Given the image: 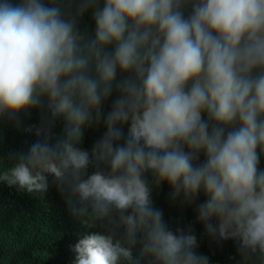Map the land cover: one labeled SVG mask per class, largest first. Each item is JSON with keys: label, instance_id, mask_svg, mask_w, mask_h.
Returning a JSON list of instances; mask_svg holds the SVG:
<instances>
[{"label": "clouds", "instance_id": "clouds-1", "mask_svg": "<svg viewBox=\"0 0 264 264\" xmlns=\"http://www.w3.org/2000/svg\"><path fill=\"white\" fill-rule=\"evenodd\" d=\"M33 109L37 139L0 182L52 178L82 227L72 264H209L154 206L165 182L240 264H264V0H0V118Z\"/></svg>", "mask_w": 264, "mask_h": 264}, {"label": "trees", "instance_id": "trees-1", "mask_svg": "<svg viewBox=\"0 0 264 264\" xmlns=\"http://www.w3.org/2000/svg\"><path fill=\"white\" fill-rule=\"evenodd\" d=\"M80 27L89 33L94 31L91 12L84 15ZM40 119V113L35 109L21 114L20 127L0 118V170L10 166V153H26L36 141L35 129L31 132L25 129L38 125ZM61 126L62 122L58 121L55 131L59 132ZM103 131L102 126L87 129L82 147L90 149ZM259 167L264 169V155ZM148 179L151 183V176ZM169 193L166 182L153 188L152 193L153 204L163 211L168 226L173 230L191 229L198 239L197 251L209 257V264H240L235 242H217L209 237L197 221L195 206L180 201L173 203ZM203 199L201 195L200 201ZM81 230L80 223L70 214L65 196L58 191L51 177L49 189L43 194L29 193L0 182V264H72L74 254L69 245L76 242Z\"/></svg>", "mask_w": 264, "mask_h": 264}]
</instances>
